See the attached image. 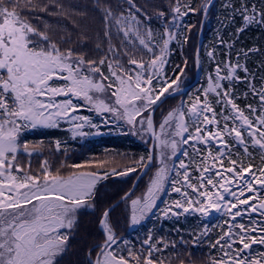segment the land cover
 <instances>
[{
    "label": "snow or ice",
    "instance_id": "snow-or-ice-1",
    "mask_svg": "<svg viewBox=\"0 0 264 264\" xmlns=\"http://www.w3.org/2000/svg\"><path fill=\"white\" fill-rule=\"evenodd\" d=\"M123 4L127 7L119 0L115 6L111 0H94L109 55L93 59L75 48L62 47L69 40H54L50 24L39 26L42 18L37 8L49 16L64 15L78 27L60 0L42 4L0 0V264H61L81 210L94 208L96 186L108 173L102 175L91 164H71L66 174L54 173L46 160L39 171L30 164L26 171L17 159L21 153L32 155L29 145L21 142L22 131L29 127L55 128L64 121L73 137L88 135L86 127L98 128L90 117L79 114L83 108L101 116L111 114L154 141V152L111 173L126 175L140 167L147 175L155 167L143 193L131 192L122 198L130 201V226L150 214L170 189L178 198L164 210L165 217L191 213L226 217L210 244L220 255L209 264H264V76L257 88L255 75L239 62L241 55L247 59L249 53L261 54L260 49L240 50L235 64L230 58L216 62L200 95L191 102L182 100L156 122L153 115L161 96L181 92L179 76L170 78L164 68L170 44L188 40L183 33L189 29L182 17L195 11L206 15L211 0L196 8L187 0L183 4L171 0L169 14L161 11L155 16L163 26L160 32L152 29L153 17L136 0H123ZM226 6L231 8L230 22L237 15L243 21L237 34L252 24L264 27V0L259 9L248 0ZM29 16L36 17L37 23ZM157 35L159 43H152ZM113 39L119 40V47ZM96 47L100 49L99 44ZM137 51L147 52L150 58L138 59ZM207 55L215 60L213 52ZM259 67L264 68V62ZM237 81L248 87L244 99L250 93L255 104L246 102L241 107L237 103L240 96L233 88ZM254 153H259V165ZM112 210L101 214L103 240L89 250L87 264H162L154 252L169 245L149 236L140 250L133 251L134 245L118 237ZM205 235L207 228L200 236L193 234L194 243ZM180 242L187 243L183 236ZM188 264H194L191 258Z\"/></svg>",
    "mask_w": 264,
    "mask_h": 264
},
{
    "label": "trees",
    "instance_id": "trees-1",
    "mask_svg": "<svg viewBox=\"0 0 264 264\" xmlns=\"http://www.w3.org/2000/svg\"><path fill=\"white\" fill-rule=\"evenodd\" d=\"M75 1L78 4L72 5L71 1L60 0L65 5L66 10L73 13L78 27L84 26L86 29L76 35L73 44H64L65 47L75 48L78 52L85 53L86 58L99 59L104 55H109L108 45L103 37V24L101 23L100 13L94 11V0ZM205 1L187 0L194 8L203 5ZM33 2L42 4L45 0H33ZM111 2L115 6L118 0H111ZM119 2L124 8L127 7L126 4H123V0H119ZM248 2L256 4L259 9L262 0H248ZM21 3H23V0H21ZM82 3L84 6L79 5ZM136 3L153 17L151 22L152 29L156 32L163 31L161 21L155 19V16L161 11L168 15L171 0H136ZM183 3H185V0H181V4ZM229 4L238 6L239 0H216L209 11L204 28V40L199 55L200 79L198 83L186 93L169 97L159 107L158 113L166 114L182 100L191 102L196 95H200L201 89L207 87L208 76L213 73L215 63L230 58L235 64L240 50L260 49L261 54L249 53L247 59L241 55L239 61L241 64L247 65L250 72L255 75L257 88L260 87V77L264 76V68L259 67L264 62V27L252 24L246 27L243 32L237 34V29L242 26L243 21L237 15L235 20L230 22L231 8L226 6ZM181 11H183V8ZM36 12L42 18V22L39 24L41 28H43L44 23L51 25L49 34L53 39L57 37L55 34L58 33L75 32L72 23L64 15L49 16L44 12H40L38 8ZM202 17L203 13L200 11L189 12L187 16H183V25L189 29L183 34L188 36V40L187 42L181 41L180 44L174 41L169 46L170 55L167 58L168 62L165 65L164 72L170 78H175V75H178L179 80L177 83L181 87L189 85L195 79V54ZM29 19L34 24L37 23L36 17L29 16ZM113 43L117 47L120 46L117 39H113ZM152 43H159V35L155 37ZM97 44L100 45L99 50H97ZM233 44L234 47L230 48L229 45ZM210 51L213 52L214 61L210 60L207 55ZM135 55L138 59L141 56L144 60L150 58L149 54L143 51H137ZM221 67H223V64H221ZM181 69H183L182 72ZM102 70L106 73V68ZM237 74L241 77L244 75L239 70ZM173 87L175 88L176 85H173ZM233 88L240 96L237 103L241 107L246 102L256 103L251 99L250 93L248 99H244L242 94L248 91L246 84L237 81L234 82ZM171 90L169 89V91ZM79 114L90 117L98 125V128L86 127L84 131L89 133L88 135L73 137L70 131L71 126L67 122L61 121L59 127H29L21 133V142H26L38 157L45 156L42 159L49 161L51 166H54L58 159L65 157L67 166L71 164H91L102 175L108 173L107 178H102L96 186L94 208L81 210L79 225L69 235L68 247L62 256L61 264H87L89 250L103 240V235L99 228L101 214L109 205L130 191L134 180L143 168L137 167L135 171L128 172L126 175H112V170L115 169L119 173L133 166L140 157L149 155L150 144L132 135L124 121L117 120L111 114L101 116L89 111L87 108L80 109ZM106 118L114 122L105 125L103 121ZM159 119L160 117L156 119L157 122ZM57 141L60 142L59 150L56 148ZM254 155L256 156L254 162L259 165L261 163L259 153H254ZM178 159L185 158L179 156ZM153 169L154 167L152 171ZM67 170L70 169L67 167ZM52 171L55 173L56 169L53 168ZM143 189V186L137 187L134 190L135 195L138 196L143 193ZM177 198L178 195L169 189L162 194L153 211L132 228L129 227L128 217L130 210L128 202H122L110 213L115 231L118 237L129 242V246L134 245L133 251L140 250L142 242L149 236L152 237L153 241L163 240L169 246L162 248L160 252H154V258H158L162 264H180L178 256L182 258L183 264H188L190 258L194 264H209L211 259L220 255L217 249L210 247V244L215 241L217 233L223 227L222 219H226V217L222 218L218 213H213L208 217H201L199 213L184 214L179 217L172 215L165 217L164 210ZM89 203H92V201ZM237 219L240 220L241 218L238 217ZM243 222L247 224L248 217H244ZM217 225H220V227H217ZM205 228H207V235L202 236L199 243H194L193 234L200 236L204 233ZM181 236L187 242L186 244H181ZM173 241L175 242V247H172L171 242ZM256 247L258 246H254V248ZM94 257L95 254H93Z\"/></svg>",
    "mask_w": 264,
    "mask_h": 264
},
{
    "label": "rangeland",
    "instance_id": "rangeland-1",
    "mask_svg": "<svg viewBox=\"0 0 264 264\" xmlns=\"http://www.w3.org/2000/svg\"><path fill=\"white\" fill-rule=\"evenodd\" d=\"M67 1H71V3H72V5L73 4H78L75 0L74 1H72V0H67ZM206 2V1H205ZM80 6H84V4L82 3V4H79ZM68 7V6H67ZM69 9H70V6H69ZM74 29H75V32H68V33H65V34H60V33H58V34H55L57 37L54 39V40H59L61 37H65L66 39H68L69 40V43L70 44H73L74 43V41H75V37H76V35L79 33V32H82V31H84L86 28L84 27V26H80V27H74ZM62 47H65V45H62ZM174 88V87H173ZM169 92H172V90L171 91H169ZM158 102V101H157ZM158 111H159V108L157 109V111L155 112V115H154V120L157 122V118H159L160 117V119H159V121H161L162 120V118H163V115H166L165 113H158ZM123 121V120H122ZM158 121V122H159ZM124 123L128 126V129H129V131L131 132V134L132 135H134L136 138H138V139H140V140H142V141H144L145 143H148V144H151L152 143V139L150 138V136H148L147 134H145V133H143V132H140V133H138L137 131H136V129H134V128H132V126H130V125H128L127 123H126V121H124ZM29 151L30 152H32V155L31 156H29V155H26V154H23V153H21V154H18V157H17V159H18V161L22 164V165H24V167H25V170L27 171L28 170V166H29V164H30V166H31V169L33 170V171H39L40 170V168H41V165L43 164V162L46 160V159H42V158H44L45 156H42V157H38V155L36 154V153H33V150L31 149V148H29ZM154 151H155V149H154ZM65 158V157H64ZM64 158H60V159H58L57 160V162L55 163V165L54 166H51V163L48 161V164H49V166H50V169L52 170L53 168H55L56 170H59L60 172H61V174H66L69 170H67V164H66V159H64ZM47 161V160H46ZM153 163H157L156 161H154ZM66 164V165H65ZM62 165H64L65 167H62ZM158 166V165H157ZM144 173V170H142L141 172H139V174H138V176L136 177V179L141 175V173ZM155 172V167H154V169H153V171H152V169H151V171L147 174V175H145V174H142L141 175V177L139 178V180H138V182L136 183V187H135V190H136V188L137 187H139V186H143V192L146 190V187H147V184H148V182H149V178L151 177V175L153 174ZM136 179L134 180V182H133V184L135 183V181H136ZM131 190V189H130ZM134 192V191H133ZM128 193V192H127ZM126 193V194H127ZM124 196V195H123ZM139 196V195H138ZM162 196V195H161ZM161 196L159 197V199L157 200V203L159 202V200H160V198H161ZM121 198V197H120ZM119 198V199H120ZM117 201V200H116ZM115 201V202H116ZM114 203V202H113ZM112 203V204H113ZM122 203V202H121ZM120 203V204H121ZM111 204V205H112ZM130 204V201L128 202V205ZM111 205H109V206H111ZM157 205V204H156ZM108 206V207H109ZM118 206V205H117ZM116 206V207H117ZM107 207V208H108ZM115 207V208H116ZM106 208V209H107ZM115 208H113V210L115 209ZM105 209V210H106ZM112 210V211H113ZM153 211V210H152ZM111 213V212H110ZM149 215V214H148ZM147 215V216H148ZM146 216V217H147ZM145 217V218H146ZM144 218V219H145ZM143 219V220H144ZM142 220V221H143ZM129 227L130 228H132V227H134V226H130L129 225ZM99 228H100V230H101V226H100V223H99Z\"/></svg>",
    "mask_w": 264,
    "mask_h": 264
},
{
    "label": "water",
    "instance_id": "water-1",
    "mask_svg": "<svg viewBox=\"0 0 264 264\" xmlns=\"http://www.w3.org/2000/svg\"><path fill=\"white\" fill-rule=\"evenodd\" d=\"M216 0H211V6L209 8V11L212 7V5L215 3ZM209 11L207 12V14H203V18H202V21H201V25H200V30H199V37H198V46H197V50H196V55H195V64H196V76H195V79L194 81L185 86V87H182L181 88V92L179 94H182V93H185L187 92L189 89H191L193 86H195L199 79H200V66H199V63H197L196 61L199 60V54H200V50H201V47H202V44H203V36H204V27H205V24H206V19H207V16H208V13ZM179 94H174V95H169V93L165 94L163 97L160 98V100L157 102L156 106H155V112L157 111V109L159 108V106H161V104L169 97L171 96H175V95H179ZM155 112H154V115H155ZM154 115H153V118H154ZM149 152H154V141L152 140V143L149 147ZM143 173H141L142 175ZM141 175L136 179L135 183L133 184L131 190L128 192V193H131L135 190V187H136V183L138 182L139 178L141 177ZM127 193V194H128ZM126 195V194H125ZM124 195V196H125ZM122 196L120 199H118L116 202H114L111 206H109L108 208H115L117 205H119L122 201V198L124 197ZM107 208V209H108Z\"/></svg>",
    "mask_w": 264,
    "mask_h": 264
}]
</instances>
